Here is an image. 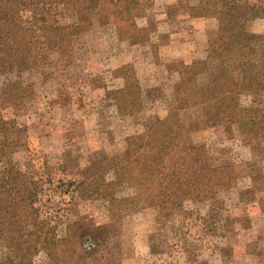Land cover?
<instances>
[{
    "label": "rangeland",
    "instance_id": "374dc122",
    "mask_svg": "<svg viewBox=\"0 0 264 264\" xmlns=\"http://www.w3.org/2000/svg\"><path fill=\"white\" fill-rule=\"evenodd\" d=\"M54 2L15 4L20 24H55ZM232 2L264 0H87L67 5L78 28L52 44L0 48V264L19 263V228L47 240L33 254L23 242L30 264L49 262L75 220L115 225L112 264H264V15L250 9L238 41L212 49ZM182 64L196 73L187 83ZM177 121L215 169L199 197L174 178L140 190L136 166L116 163L126 137L156 147Z\"/></svg>",
    "mask_w": 264,
    "mask_h": 264
},
{
    "label": "trees",
    "instance_id": "16d2710c",
    "mask_svg": "<svg viewBox=\"0 0 264 264\" xmlns=\"http://www.w3.org/2000/svg\"><path fill=\"white\" fill-rule=\"evenodd\" d=\"M34 0H0V48L7 45L23 44L28 49H32L38 37L47 44H52L58 36L64 35L68 31L78 28L76 24H70L65 20V8L67 5H76L78 11L84 12L87 0H54L57 5V22L55 24H47L40 28V32H35L31 28L24 27L20 24L17 16V8L15 4L25 3ZM47 1V0H42ZM204 5H210L214 0H200ZM226 8L220 10V28L218 39L211 40L212 49L218 47L221 43H233L238 40L234 38L240 37L238 26L242 18L249 16L250 9H259L257 14L264 15V3L253 4L252 6L238 5L236 2L225 5ZM71 33V32H70ZM69 34V33H68ZM68 48V46H66ZM179 69L183 81L189 82V78H194L196 73L188 70L186 64H182ZM233 113L231 105L222 109V117L225 120H233L230 116ZM181 122H175L170 125L163 136L162 144L153 147L139 142L143 135L132 134L126 137V147L120 152L116 159L119 168L136 166L137 171L134 177L137 179L136 185L140 190H145L144 180H150L153 184H161L165 193V178H171L176 183V187L180 190L181 195L189 194L199 197L203 190L215 180L211 172L215 169H201L194 158V147L185 146L182 139ZM125 170V171H126ZM222 171V169H219ZM221 182L228 183L229 180L222 179ZM169 194H172L169 192ZM31 214H35L34 210L29 208ZM27 215V211L20 208L17 209L16 220L28 221L23 218ZM37 217V215H36ZM40 222V220H39ZM114 224H98L95 226H84L79 220L73 221L71 227L73 234L70 235V247L65 248L61 245L53 244L54 257L45 264H112L114 263L109 252L110 236L114 231ZM34 231V232H33ZM19 240L16 245V251L20 255L18 264H30V255L25 251L26 246L23 242L28 243L32 247V254L46 246V237L36 235L35 230L24 232L19 228L14 230ZM92 245L86 248L85 242ZM12 241H8L11 246ZM64 256H68L71 260H66ZM91 257L86 260V257Z\"/></svg>",
    "mask_w": 264,
    "mask_h": 264
},
{
    "label": "crops",
    "instance_id": "0c3cea01",
    "mask_svg": "<svg viewBox=\"0 0 264 264\" xmlns=\"http://www.w3.org/2000/svg\"><path fill=\"white\" fill-rule=\"evenodd\" d=\"M166 3L169 2L170 0H164Z\"/></svg>",
    "mask_w": 264,
    "mask_h": 264
}]
</instances>
